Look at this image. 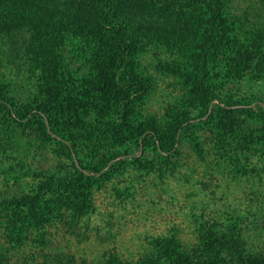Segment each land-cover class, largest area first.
Instances as JSON below:
<instances>
[{"label": "rangeland", "instance_id": "374dc122", "mask_svg": "<svg viewBox=\"0 0 264 264\" xmlns=\"http://www.w3.org/2000/svg\"><path fill=\"white\" fill-rule=\"evenodd\" d=\"M54 1L64 4V0ZM151 1V4L137 5L127 0L128 5L120 6L119 13L167 24L180 31L190 32L195 27L193 17L189 14L183 17L177 10L183 6L181 0ZM226 3L232 14L245 12L250 20L258 16L264 25V0H226ZM68 5L76 10L91 9L88 0H68ZM246 25L245 21V30H249L251 27ZM263 25L260 31H264ZM242 34L241 30L233 56L255 48L256 44L250 41L260 46L250 56L251 66L248 61H241L245 66L235 72L236 80H222L223 93L229 90L240 99L253 92L257 101L264 102V32L258 33L260 39L252 32L247 37ZM23 36L19 34L20 39ZM228 44L231 43L228 41ZM5 52L0 80L8 82L14 78L10 95L21 98L25 90L20 87L28 84L27 72L21 71L15 76L13 71L18 69L24 51L20 47L10 55ZM136 52L135 71L150 86L134 106L141 110L125 114L126 126L138 135L160 137L166 145L169 143L171 151H163L151 139L137 147L120 144L114 140L111 111L96 107V116L92 113L89 118L90 134L78 152L93 162L108 160L107 166L93 175L81 170L102 179L100 182L80 183L75 176L76 162L71 165L72 160L66 155L54 154V142L47 145L44 159L27 158L28 162L44 166L47 174L44 178L53 188L42 203L52 210L48 215L53 222L48 230L41 227L32 229L34 232L30 229L28 234L20 232L21 243L10 240L11 226L5 223V217L19 206L25 209L22 200L17 198L32 196L42 177L41 174L25 175L17 182H8L7 186L0 177V257L2 253L6 256V261L0 259V264H43L45 253L59 254L65 264H178L184 257L194 261L202 258L207 262L220 253L221 261L231 264L237 249L264 260V123L240 114L234 119L236 129L221 126L215 114L212 120L203 122L205 117L196 116L197 110L191 109L188 103L193 96V85L184 82L187 58L150 40L140 43ZM257 68H261L263 78L254 73ZM214 102L223 106L219 99ZM187 122H194L196 126L187 128ZM238 125L244 132L239 131ZM175 128L171 141L170 132ZM230 132L238 133V137H232ZM229 138L232 139L230 148L224 150L225 140ZM66 143L70 144L67 140ZM145 164L150 168L143 169ZM136 165L142 169L135 168ZM60 180L70 182L67 192L87 193L92 204L88 213L72 215L59 202L64 189ZM224 235L230 236L231 243H220ZM169 239L179 255L166 244Z\"/></svg>", "mask_w": 264, "mask_h": 264}, {"label": "trees", "instance_id": "16d2710c", "mask_svg": "<svg viewBox=\"0 0 264 264\" xmlns=\"http://www.w3.org/2000/svg\"><path fill=\"white\" fill-rule=\"evenodd\" d=\"M126 1L88 0L91 9L86 11L82 7L78 10L71 8L68 0H64L63 5L54 0H0V70L4 67L2 56L7 53L5 51L10 55L13 49L21 47L24 51L19 58L21 63L13 72L16 76L26 71L25 80L28 82L20 87L24 88L25 94L17 98L10 95L14 89V78L8 79V82L0 80V177L5 186L10 181L17 182L25 175L41 174L42 177L31 197L17 198L22 200L25 209L19 206L8 216L5 215V223L11 226L8 235L12 241L21 243L23 237L20 232L28 234L32 229L38 230L41 227L48 230L53 222L48 215L52 211L51 207L42 204L53 189L44 178L47 176L46 169H43V165L40 167L28 162L27 158L44 159L47 157V145L54 142V154L66 155L72 160L71 165L76 162L75 176L80 183L85 180V183L88 181L93 184L102 180L86 175L81 170L93 175L107 166L108 160L102 158L93 162L78 152L83 149L84 140L90 134L89 118L92 113L96 116V107H105L104 110L111 111L114 140L120 144L137 147L151 139L158 148L168 153L171 151L168 142L166 145L160 137L132 133L125 122V114L141 110L134 106L150 86L135 71L136 50L145 40L163 44L167 49L187 58L184 82L189 81L193 85V94L188 91L193 95L188 103L191 109L197 110L196 116L205 117L203 122L212 120L215 114V117H219L216 122L221 126L236 129L234 119L240 114L264 123L262 100L257 101L253 92L236 99L229 90L223 93L222 85V80H236L235 72L245 66L241 61H248L251 66L250 56L257 53L256 47L260 45L246 39L256 44L255 48L248 49L241 56H233L237 52L235 44L241 30L245 37L252 32L257 35V39L261 38L258 33L264 31H260L263 25L260 17L250 20L245 12L234 15L227 7L226 0H181L183 6L177 10L183 17L188 14L193 17L192 23L195 26L186 32L167 24L120 14V6L128 5ZM132 1L135 4L153 3L151 0ZM245 21L248 23L246 26L251 27L249 30H245ZM19 34L24 35L22 39ZM18 42H21L20 45H16ZM6 64L10 67L9 62L6 61ZM260 69L257 68L254 73L262 77ZM215 99H219L223 106L214 102ZM195 126L194 122L186 124L187 128ZM147 127L145 124L144 129ZM177 128L170 132L171 141ZM238 128L240 132L243 131L242 126L238 125ZM230 133L232 137H238V133ZM231 140H225L224 150L230 148ZM138 167L140 165L135 166ZM142 168L148 169L150 166L145 164ZM60 182L64 189L63 197L58 198L59 202H63L72 215L88 213L92 204L87 193L78 190L67 192L65 189L70 182ZM86 189L90 190L88 186ZM6 196L9 198L8 194ZM221 239L220 243L230 242L229 235ZM171 240L169 243L166 241V244L176 253ZM237 251L235 259L230 260L231 264L233 261L236 264H264L263 259L242 254L239 249ZM42 256L43 264H65L59 254L45 253ZM215 257H210L207 262L202 258L194 261L184 257L178 264H228L221 261L223 256L220 253L215 254ZM0 259L6 261L4 253Z\"/></svg>", "mask_w": 264, "mask_h": 264}]
</instances>
